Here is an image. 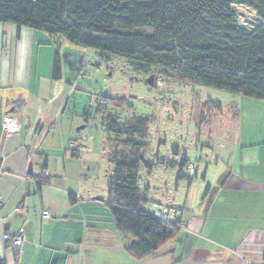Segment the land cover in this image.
I'll list each match as a JSON object with an SVG mask.
<instances>
[{
	"label": "crops",
	"instance_id": "1",
	"mask_svg": "<svg viewBox=\"0 0 264 264\" xmlns=\"http://www.w3.org/2000/svg\"><path fill=\"white\" fill-rule=\"evenodd\" d=\"M55 40L0 22V264H264V136L238 141L240 158L229 167H206L201 199L189 192L176 234L144 258L129 251L135 238L117 230L111 213L86 212L99 206L79 200L70 181L81 151L72 155L74 120L64 114L77 83L64 66L53 78ZM5 114L18 131L3 128ZM21 233V246L4 238Z\"/></svg>",
	"mask_w": 264,
	"mask_h": 264
},
{
	"label": "trees",
	"instance_id": "2",
	"mask_svg": "<svg viewBox=\"0 0 264 264\" xmlns=\"http://www.w3.org/2000/svg\"><path fill=\"white\" fill-rule=\"evenodd\" d=\"M236 5L254 10L260 23L253 29L241 24ZM0 22L65 37L106 58L124 57L136 71L154 68V76L264 100V0H0ZM62 75L57 47L53 78ZM109 99L115 102L107 96L97 99L102 116L108 113ZM109 120L113 144L107 154L113 171L107 203L117 230L135 238L129 251L141 259L172 238L181 221L156 216L150 208L156 202L146 198L139 184L149 118L140 116L125 125ZM77 149L71 148L74 157ZM173 153L180 161L159 162L176 167L182 178L191 161L177 146ZM38 183L42 188L47 181L39 178ZM77 200L70 194L72 203Z\"/></svg>",
	"mask_w": 264,
	"mask_h": 264
},
{
	"label": "rangeland",
	"instance_id": "3",
	"mask_svg": "<svg viewBox=\"0 0 264 264\" xmlns=\"http://www.w3.org/2000/svg\"><path fill=\"white\" fill-rule=\"evenodd\" d=\"M234 8L238 21L247 28L253 29L260 23L251 8L240 5ZM60 38L56 37L54 46L64 60L66 77L77 83L64 110L74 120L70 143H76L81 151L80 165L70 181L82 190L79 200H92L99 206L84 208L88 214L111 213L107 204L113 171L107 154L113 144L109 138V118L120 125L140 116L149 118L143 150L146 162L139 167V184L149 201L163 205L171 202L175 209L183 208L189 192L193 202L201 199L207 185L203 178L206 167L212 173L229 167L234 157L240 158L243 144L238 145V141L264 136L262 99L154 76V68L136 71L124 57L106 58L97 49ZM99 96L115 100L109 99L108 113L103 116L97 112ZM174 146L188 153L194 173L185 171L184 177L179 178L176 167L159 162L172 157Z\"/></svg>",
	"mask_w": 264,
	"mask_h": 264
},
{
	"label": "built area",
	"instance_id": "4",
	"mask_svg": "<svg viewBox=\"0 0 264 264\" xmlns=\"http://www.w3.org/2000/svg\"><path fill=\"white\" fill-rule=\"evenodd\" d=\"M104 103H106V101H103ZM3 128L10 133L16 132L19 129V124L17 122L16 119H14L12 116H10L9 114H5L3 116ZM72 149L77 148L76 143H72L70 146ZM181 156H176L175 160L176 161H180ZM186 171L191 173H194L195 171V167L194 164L192 162H189L188 165L186 166ZM1 197H0V206H1ZM150 208H152V210L154 211V213L156 214V216H158L159 218L163 219V220H168V219H173L176 218V214H177V209H175L174 207H172L170 204L167 205H163V204H158V203H152L150 204ZM44 217H49L50 213L49 211L45 210L43 212ZM5 240H11L12 243L15 246H21L24 242H25V237L24 235L21 233L19 235H17L15 238H10L8 235L4 236Z\"/></svg>",
	"mask_w": 264,
	"mask_h": 264
}]
</instances>
